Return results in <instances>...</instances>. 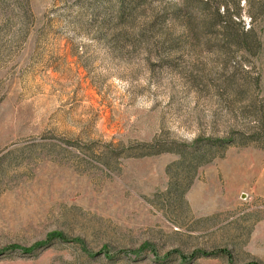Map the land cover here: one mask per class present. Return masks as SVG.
<instances>
[{
  "label": "rangeland",
  "instance_id": "1",
  "mask_svg": "<svg viewBox=\"0 0 264 264\" xmlns=\"http://www.w3.org/2000/svg\"><path fill=\"white\" fill-rule=\"evenodd\" d=\"M0 264H264V0H0Z\"/></svg>",
  "mask_w": 264,
  "mask_h": 264
},
{
  "label": "trees",
  "instance_id": "2",
  "mask_svg": "<svg viewBox=\"0 0 264 264\" xmlns=\"http://www.w3.org/2000/svg\"><path fill=\"white\" fill-rule=\"evenodd\" d=\"M226 252H217V253H211V254H209V253H205L204 255H220V254H225ZM197 254V253H196ZM199 254H201V253H198L197 255H199Z\"/></svg>",
  "mask_w": 264,
  "mask_h": 264
}]
</instances>
